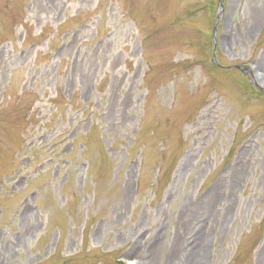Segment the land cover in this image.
Segmentation results:
<instances>
[{"label":"rangeland","instance_id":"rangeland-1","mask_svg":"<svg viewBox=\"0 0 264 264\" xmlns=\"http://www.w3.org/2000/svg\"><path fill=\"white\" fill-rule=\"evenodd\" d=\"M0 264H264V0H0Z\"/></svg>","mask_w":264,"mask_h":264}]
</instances>
